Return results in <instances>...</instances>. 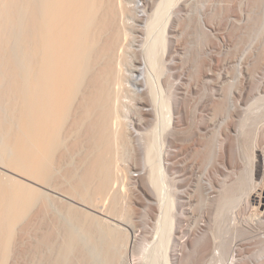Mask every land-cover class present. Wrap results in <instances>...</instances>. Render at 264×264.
I'll use <instances>...</instances> for the list:
<instances>
[{"label":"bare ground","instance_id":"1","mask_svg":"<svg viewBox=\"0 0 264 264\" xmlns=\"http://www.w3.org/2000/svg\"><path fill=\"white\" fill-rule=\"evenodd\" d=\"M158 1L144 0L145 7L136 11L131 3L139 5L138 0H0V133L3 137L0 165L118 221L63 199L64 202L60 197L68 221L71 220L72 226L81 231L77 233L70 224L66 225L56 216L51 217V222L54 221L49 226L51 229L38 236L34 247L32 244L34 254L48 250L45 264H160L157 257L149 263L144 262L145 243L139 241L137 236L141 224L138 217L148 206L158 219L156 235L162 239L159 244L163 249L162 264H215L216 259H224L230 252L228 238H223L217 245L213 243L214 239L211 240L212 234L209 237L206 234L207 239H204V235L203 239L193 240V233L186 223L190 218L187 206L189 196L184 191L177 193V203L181 209L178 215L172 212L175 206L173 198L165 200L167 188L164 183L167 176L161 161L162 151L155 149L154 137L161 128H167L171 119L168 114L173 111V130L168 136L170 148L165 167L175 170L181 177L178 182L183 184L194 163L192 167L181 165L180 158L191 148V140L188 143L187 139L193 136L195 129L194 118H190V109L194 104L190 105L188 98L192 90L181 85L172 103L167 101V96L165 102V99L159 101L157 90H162L160 78L164 63L159 55V44L164 48L167 46L170 58H174L182 46L179 45L180 41L174 39L176 21L170 28L169 43L166 44L164 35L158 34L152 38L150 45L147 44L154 30L153 22L162 12L164 2ZM171 6L172 1H169L168 9ZM130 19L141 24L142 21L148 22L142 25L136 22L138 25L131 26ZM132 30L140 32L145 38L141 47L134 49L135 55L130 60L128 50ZM175 61L170 63L178 69ZM205 64L207 66V62ZM130 80L134 86L131 89V84L128 86ZM164 84L167 90L169 81L165 80ZM239 94L247 102L249 95L242 90ZM227 101L234 112L238 107L250 109L252 106V103L241 106L243 101L234 100V94H229ZM227 101L224 106H228ZM129 105H134L131 113L126 109ZM221 106L218 105L215 111H223ZM260 132L264 134V108L257 119L255 137L244 140L254 155L253 142ZM230 140L221 157L224 164L225 161L230 163L231 155L234 156L231 154L233 144ZM132 141L139 142L136 158L144 170V173L141 171L143 175L134 174L141 175L140 188L134 191V195V188L128 191L131 176L128 177L121 154V148ZM2 174L0 171V264H5L12 248L17 247L18 242L13 236L18 221L37 203L39 207L34 217L44 219L53 200L51 194L43 189ZM225 186L221 187L222 191ZM236 188L230 187L225 190L227 194L222 193L225 197H221L222 194L219 196L221 200H218L214 215L219 225L230 219L227 211L233 201L230 202L228 196H232ZM243 188L247 189L245 199H251L259 225L238 228L233 219L231 228L228 226L227 230L232 229L238 236L245 237L264 229V177L249 188L243 187L242 183L238 186L240 192ZM208 189L209 194L220 190L215 184L209 185ZM127 192L131 193V197ZM126 196L129 197L128 205L124 204ZM204 225L207 227V224ZM61 232L64 237L59 242L57 237ZM168 246L171 247V259L167 257ZM188 246L191 249L187 250ZM216 250L219 251L218 256ZM255 263L241 257L232 260V264Z\"/></svg>","mask_w":264,"mask_h":264},{"label":"rangeland","instance_id":"2","mask_svg":"<svg viewBox=\"0 0 264 264\" xmlns=\"http://www.w3.org/2000/svg\"><path fill=\"white\" fill-rule=\"evenodd\" d=\"M161 1L164 2L162 6L163 8H161L162 12L158 17H156V19L154 20L155 22H153L154 27L152 25V28H154V30L152 31V33H150V38L148 39L147 44L150 45L152 43L151 40H153L152 38L158 34L164 35L166 37V44L169 43V37L171 34L170 28L173 24V21L174 22L176 21L175 22L176 32L174 34L175 37L174 39L175 41L176 40L180 41L179 45L181 44L180 46L182 47H180L179 51L177 52V55L174 58L172 57L170 58V56L167 55V49H168L167 46L164 48L161 44H159V48H160L159 55L162 57V60L164 62V63L162 62L163 73L161 74V78H160V84H161L160 87L162 88V90H157L159 95L158 97H160L159 101L160 100L163 101V99H165L163 101L165 102L166 99L169 98V100L167 101H170V103H172V101H174L175 99L174 97H176L179 94V90H181L179 88H181V85L182 86L184 85L185 86L184 88L187 87L190 90H192L188 97L189 101L191 102V104L190 102L189 104L190 105L194 104L192 105L193 107L190 106V108L192 107L190 109L192 112L190 118L191 120L193 118L194 120H196V121L192 120L193 128L195 129L193 131L194 132L193 136L187 139L188 143L189 140L192 141V142L190 141L189 143L191 145V148L185 155H183L184 158L181 157L182 160L180 158L181 165L192 167L194 163L193 165L194 167H192V169L190 170V174L187 175V178L183 184H180L178 182V180L181 177L178 176V173L175 170H170L169 168L165 167V163L166 164L168 163L167 153L170 148L168 136L173 130L174 114L172 108H171L172 112L168 114L169 116H171V119L169 124H167L166 126L167 128L166 129L161 128L160 131L156 133V137H154L155 149L160 148L162 151L161 161L164 167L163 170L166 172V173L164 172V174L167 176L165 178L166 181L164 183L165 187L167 188L165 190L166 192L165 200L169 201L172 200L173 198L174 200L173 202L175 203V206L173 207L172 212L174 215L175 214L178 215L181 209L179 208L177 203L178 202L177 193L180 190V192L184 191L189 196L190 203L187 206L190 211V218L186 221V223L188 224L190 231L193 233L192 237L194 241L199 240L200 238L203 239L204 235H205L204 237L205 239L206 234L207 237H209L211 234L214 235L211 238V240L213 241L214 239L213 243L215 245L221 242L223 238L230 239L231 248L229 254L224 259H219V260L216 259L215 262L216 261L217 262L215 264L217 263L232 264L233 258L235 259L238 257H241L251 263L256 262L255 264H258L257 260H259L258 261L260 262L259 264L261 263L263 264L264 243L262 241L264 240V229H262L260 233L256 232L255 234L254 232H252L249 235L242 237V236H238L237 233H234L236 231H233L232 229L228 231L227 227L229 226L231 228V223L233 219L236 224V227L238 228L248 227L249 225L258 226L260 222L259 220L255 219L256 210L252 205L251 199L249 198L245 199L246 198L245 193L247 189L244 190L243 188L240 192V190H238V186L241 185L242 183L243 187L249 188L252 185H254V183L259 182L262 177H264L263 176L264 175V134L260 132L258 139L253 142V149L255 151L254 152L255 155L253 153H250L249 150L250 147L249 148L246 147L247 144L244 143V140L250 139L252 136L255 137L254 132L257 126V119L264 108L263 107L264 97L262 96L264 95L263 93L264 92V1L263 0H168V1L159 0L158 2ZM169 1H172V6L168 9ZM138 3L139 5L135 3L136 6H134L135 5L134 2L131 3L134 6V7L132 6V8L136 11L143 9L145 7L144 0H138ZM130 20L129 23L131 26L137 23L141 24V22L134 21L132 19ZM143 22L144 21H142V24H146L148 20L145 21L146 23ZM132 31H131L130 40L133 43L130 42L129 50H128V53L130 52L128 54L130 60H132L135 55L134 49L138 47L140 48L141 47L140 44H142L141 42H143L144 41L143 38H145V36L142 35L140 32L136 33L135 31L133 32ZM177 59L181 63H179ZM170 61L177 62L178 69L176 67H172V63H170ZM205 62H207V66ZM204 67L208 69L207 72L209 74L206 72ZM181 68H183V70ZM202 73H204L205 75ZM181 77L183 79H181ZM165 80L169 81V88H167V90L164 84ZM130 81L128 82V86H130L129 84H131V87L129 89L134 87L132 81L131 82ZM189 86L192 87V89ZM240 86L242 87V89L240 88ZM241 90L245 91V95L247 94L249 96L251 95L250 97L249 96L247 97V102L245 101L246 98H244L243 101V99H241V97L239 96ZM229 94H234V100L238 101L239 99L240 101H243L244 103L243 102L240 103L241 106L246 107L248 104L251 103L252 106L249 107L250 109L248 108L240 109V107H238V110L234 112L232 109L229 108L230 105L228 104L229 102L227 101V96H229ZM166 96L168 98H166ZM254 96L260 98L256 99V97ZM223 97H225V99ZM226 101L228 104V106L226 105L227 107L224 106L226 104ZM220 102H222L224 108H222ZM131 104H133V102ZM203 104H205V106ZM218 105L219 107L221 106V108L224 110L220 111L221 110L220 109L219 112L217 110L215 111V109L219 108V107L216 108ZM130 106L131 105L127 106L126 108L128 113H131L134 110L133 107L134 105H132L131 107ZM203 131H205L206 133ZM229 140L233 144V153L231 154H233L234 156L231 155L230 163H226L225 161L224 164L222 162L221 157L224 152L225 145ZM2 144H3V137L1 136L0 133V147ZM138 144L139 142L132 141L131 144H127L121 148V154L124 156V157L122 156L123 159L122 163L128 169V170L126 169V171H128L127 173L128 177L131 176V178L129 177L130 179L128 180V183L130 185V189L128 191L131 192L133 190L132 195H134L133 193H135L136 190L140 188L141 184L139 182L140 181L139 179L140 176L143 175L142 173H144L140 160L136 158L137 157L136 149ZM197 148L200 149L198 150ZM197 151L200 152V154H198ZM190 152L193 154H191ZM202 153H204L205 155L204 154L202 155ZM251 154H253L255 157L252 156ZM184 159H187L188 161ZM219 163H221L222 166ZM142 170L143 172L141 173ZM0 171L1 173L3 172V174H5L4 176L6 177L10 175L11 177L21 179L26 183L35 185L43 189L49 195L51 194L50 196H52V200H53V202L50 203L49 213L44 219L40 220L34 217V213L39 207V204L37 203L35 204V206H33L30 212H27V214L18 221V224L16 225L17 227L15 228L16 233H14L15 236H13L15 242H18L17 247L15 246L14 248H12L10 254L7 256L8 258L6 259L5 264H41V263L45 264L46 261L45 258L46 255L48 254L47 252L48 250L46 251L43 250L42 254L40 253L34 254V251H32L34 250V248L32 249V244L34 247L36 240L38 239V236L41 233L47 232L48 228L51 229V227L49 226L51 225L52 222H54L53 220L51 222V217L53 216L58 217L60 220H62V222L66 223V225L70 224L69 226L71 228H73L77 233H80L81 230H79L77 227L75 229V225L73 224L74 226H72L73 222L71 220L68 221L69 219L67 217L68 216L67 212H65V210L62 209L61 207L62 203H60V201H62L63 199L65 201L67 200V202L70 201V203H73L77 206L84 207L85 209H88L89 211L94 212L97 215L107 217L106 215L101 214L97 210L88 208L87 206H84L78 203L77 201H73V200L71 201V199L61 195L55 190H51L46 187L40 186L38 183H35L34 181L30 180L24 175L14 172L13 170H10L7 167H4L3 165H0ZM136 173L137 174L141 173V175L135 176L134 174ZM215 179L216 180L219 179L220 181L217 180L216 183ZM237 182L239 183L237 184ZM214 184L218 190L220 188V190L218 191L219 193L218 192L214 194L210 193L211 194L210 195L208 187L209 185L214 186ZM223 186L226 187L224 188L226 191L233 186H237V188L235 191L232 192L233 194H231L234 197L228 196L230 202L233 201L232 203L233 205L230 204L229 209L227 211V214L230 216V219H228L226 222L222 221V223L219 225L220 222L218 223L215 221L216 216L214 215L217 210L218 202L221 200V197H225L224 194H227L225 190L222 191L221 187ZM131 188L134 189L131 190ZM129 192H127V194L129 195V197H131V193ZM239 192L241 193L240 196H239L240 194ZM192 193L194 194L193 195L194 198H192ZM220 194H222L223 196L219 197ZM53 195L55 197H53ZM60 197L62 198V200H60ZM129 197L128 196L124 197L126 198V202L123 201L125 202L124 204L128 205L130 203L128 202L127 204V200H129ZM212 201H213V206H211ZM235 204L236 206L238 205L237 208ZM145 209L143 210L144 211L143 213H140L141 216L138 217V219L140 218L139 220L141 224L139 223L140 226H138V231H137V234H139L137 235L138 240L143 241V243H145L144 244L145 247L143 250L146 253H144L145 259L143 260L144 262L147 261L146 263H149L154 257H157L160 264H162L164 263V256L162 252L163 249L159 246V244H161L162 239L161 237L156 235L158 219L154 217L153 211L149 206ZM236 209L238 210L236 211ZM146 216L148 218H146ZM207 216L210 217V218L208 217L209 220L207 219ZM107 218L114 220L110 217ZM114 221L118 222L117 220ZM213 221H215L216 223ZM202 222L203 225H201ZM204 224H207V227ZM215 224L219 225V227L221 228H219ZM25 226L27 227V229H25ZM216 229L218 230L219 234L217 233ZM24 233L26 235H24ZM253 234H255V236ZM62 235H63L62 232L59 233L57 237V241L59 242L63 241L62 238L64 237V235L63 236ZM24 245L27 247H25ZM186 249L188 250L191 248L188 246ZM241 251L243 254L242 253L240 254ZM180 253H182V251ZM215 253L217 254V256L219 255V251L216 250ZM236 254L239 255L237 256ZM169 256L171 257L170 246H168V250H167V257L170 258Z\"/></svg>","mask_w":264,"mask_h":264}]
</instances>
